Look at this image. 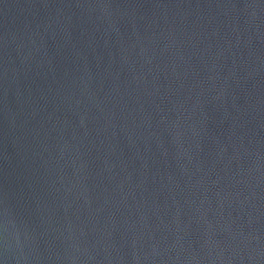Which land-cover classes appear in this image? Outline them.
Masks as SVG:
<instances>
[{"label":"water","instance_id":"1","mask_svg":"<svg viewBox=\"0 0 264 264\" xmlns=\"http://www.w3.org/2000/svg\"><path fill=\"white\" fill-rule=\"evenodd\" d=\"M0 264H264V0H0Z\"/></svg>","mask_w":264,"mask_h":264}]
</instances>
